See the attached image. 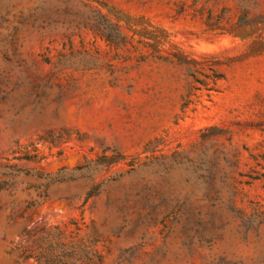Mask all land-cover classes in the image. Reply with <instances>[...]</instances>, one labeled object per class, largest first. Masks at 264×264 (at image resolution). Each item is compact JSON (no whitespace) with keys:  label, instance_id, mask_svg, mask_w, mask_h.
Listing matches in <instances>:
<instances>
[{"label":"rangeland","instance_id":"374dc122","mask_svg":"<svg viewBox=\"0 0 264 264\" xmlns=\"http://www.w3.org/2000/svg\"><path fill=\"white\" fill-rule=\"evenodd\" d=\"M0 184V264H264V0H0Z\"/></svg>","mask_w":264,"mask_h":264},{"label":"trees","instance_id":"16d2710c","mask_svg":"<svg viewBox=\"0 0 264 264\" xmlns=\"http://www.w3.org/2000/svg\"><path fill=\"white\" fill-rule=\"evenodd\" d=\"M81 168L76 167L77 170ZM62 180L51 177L46 185ZM3 189L0 184V192ZM92 190L93 193L95 189ZM69 224L73 226L70 229L55 225L41 230L29 244L20 249L21 256L33 258L38 264H94L101 261L100 247L104 245L106 236L98 232L92 223L87 224L82 217L69 221Z\"/></svg>","mask_w":264,"mask_h":264}]
</instances>
